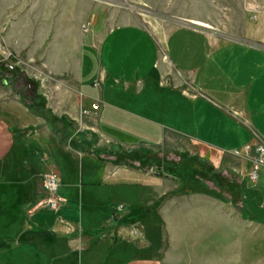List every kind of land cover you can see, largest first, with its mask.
Wrapping results in <instances>:
<instances>
[{"label": "crops", "instance_id": "1", "mask_svg": "<svg viewBox=\"0 0 264 264\" xmlns=\"http://www.w3.org/2000/svg\"><path fill=\"white\" fill-rule=\"evenodd\" d=\"M92 29L60 38L57 61L48 53L50 71L64 76L58 100L42 92L53 122L19 92L7 98L0 88V248L4 241L33 247L44 264H211L209 248L225 250L229 217L233 246L247 249L245 264H257L247 245L264 220L244 215V198L246 176L256 182L264 167L253 179L250 158L234 155V163L227 155L264 142V46L198 24H176L164 38L128 18L102 36ZM179 140L189 156L211 164L207 175L231 172L237 199L209 187V180L222 187L219 178L181 190L151 160L120 162L102 150L161 160L163 146ZM48 171L61 179L56 208L38 205ZM123 217L137 218L146 239L126 237ZM32 256L25 263L39 264Z\"/></svg>", "mask_w": 264, "mask_h": 264}, {"label": "rangeland", "instance_id": "2", "mask_svg": "<svg viewBox=\"0 0 264 264\" xmlns=\"http://www.w3.org/2000/svg\"><path fill=\"white\" fill-rule=\"evenodd\" d=\"M185 16L202 18L203 20H195V22L208 24L209 26L200 23L198 25L203 26L213 35L264 46V0H0V71L4 74L0 76V88L5 90L3 92L7 98L14 97L16 92H19L23 101L35 104L38 112L46 120L53 122L52 116L55 114L50 113L51 109L49 110L46 105L47 97L42 96V92L45 91L52 100H58L55 88L64 76L50 71L48 66L50 59L47 56L51 52V58L54 56L57 61L60 38L64 35H73L76 28H80L84 34L94 28L92 29L94 33L102 36L116 20L127 18L144 24L164 38V31L176 24H182V18L186 19ZM11 64L14 65L13 68L10 67ZM181 143L182 141L179 140L178 144L175 143L176 145H164L161 160L150 154L148 159L143 161L138 152L115 151L113 153V150L106 148L102 150L108 155L115 156L120 162L151 160L150 163L162 166L163 178H173L174 181L179 182L181 190H187L192 188L193 185L189 184L194 183V180L207 178L205 176L211 174L212 167L208 162L203 164L200 157L189 156L187 151L180 147ZM233 153L235 154L227 155L230 162H237L234 155L248 158L244 150L236 149ZM260 171L261 169L259 173ZM174 173L184 181L183 185L180 184L179 178L173 177ZM228 174L231 172H217L215 177L219 178L222 185L224 184L221 192L228 198L237 199L235 197L237 194L234 193L236 188H231ZM246 180L248 187L245 189L244 215L248 217L254 214L264 220V178L255 182L250 176H246ZM207 182L211 189L218 187L210 180ZM62 200L63 198L57 206ZM43 204L51 207L46 197L38 203V205ZM235 204L236 209L239 210L240 202L236 201ZM233 217L237 218V214ZM120 220L130 226L126 237L146 239L140 223L136 222L137 218L123 217ZM225 224V250L215 252L210 247L208 261L211 264H245L247 249L241 250V246H233L234 234L229 233L233 227L232 220L227 217ZM257 225V242H248L247 246L249 247L250 244L252 246V259L256 258L257 264H264V223L258 222ZM4 237L0 235V240L5 239ZM185 237L186 235H183L178 244L182 241L183 246L186 245ZM241 237L244 236L241 235ZM5 242H2L3 245L0 248V264H5L4 258H10V261L19 259L18 264H26L25 256L30 254L33 255L32 259L38 260L39 264L46 262V258L39 255L33 247L16 249L15 243L6 246ZM163 242L168 247L169 237H164ZM204 253L203 256H207L205 251Z\"/></svg>", "mask_w": 264, "mask_h": 264}, {"label": "built area", "instance_id": "3", "mask_svg": "<svg viewBox=\"0 0 264 264\" xmlns=\"http://www.w3.org/2000/svg\"><path fill=\"white\" fill-rule=\"evenodd\" d=\"M11 68L14 67L13 64L10 65ZM99 107L98 102L92 103V108L97 109ZM88 108L83 109V113H87ZM246 152L248 158L253 162V169L251 171V176L253 179H256L258 176V171L261 167H264V142H254L247 143L241 149ZM238 152L240 150H237ZM44 189L47 192L46 200L48 201L51 207H56L62 196L59 194L58 189L61 184L59 175L55 171H48L44 174Z\"/></svg>", "mask_w": 264, "mask_h": 264}, {"label": "trees", "instance_id": "4", "mask_svg": "<svg viewBox=\"0 0 264 264\" xmlns=\"http://www.w3.org/2000/svg\"><path fill=\"white\" fill-rule=\"evenodd\" d=\"M0 76H4V74L3 73H1V71H0ZM3 79H6V78H3ZM113 153H115V152H113ZM123 153V152H122ZM140 157H141V159L142 158H146V155H140ZM130 163H133V162H130ZM161 166V165H160ZM162 167V166H161ZM205 177H207V178H211V179H214V177L215 176H210V175H207V176H205ZM220 188H221V186L220 185H218Z\"/></svg>", "mask_w": 264, "mask_h": 264}, {"label": "water", "instance_id": "5", "mask_svg": "<svg viewBox=\"0 0 264 264\" xmlns=\"http://www.w3.org/2000/svg\"><path fill=\"white\" fill-rule=\"evenodd\" d=\"M182 20H183V23H186V24H199V23H197L195 21H192V20H189V19H185V18H182Z\"/></svg>", "mask_w": 264, "mask_h": 264}, {"label": "bare ground", "instance_id": "6", "mask_svg": "<svg viewBox=\"0 0 264 264\" xmlns=\"http://www.w3.org/2000/svg\"><path fill=\"white\" fill-rule=\"evenodd\" d=\"M196 22H198V23H200V24H203V25H208V24H206V23H204V22H200V21H196ZM209 26V25H208Z\"/></svg>", "mask_w": 264, "mask_h": 264}]
</instances>
